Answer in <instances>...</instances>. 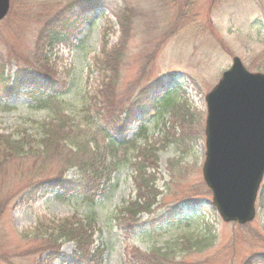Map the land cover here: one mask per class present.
<instances>
[{
    "label": "rangeland",
    "instance_id": "374dc122",
    "mask_svg": "<svg viewBox=\"0 0 264 264\" xmlns=\"http://www.w3.org/2000/svg\"><path fill=\"white\" fill-rule=\"evenodd\" d=\"M75 1L10 0L8 16L0 21L3 74L12 79L21 68L34 69L50 57L55 76L79 92V101L69 97L63 105L77 113L82 94L95 92L104 77L99 53L119 46L114 73H106L109 101L99 125L117 142L124 140L113 157L118 170L97 191L86 186L76 194L65 186L43 196L38 192L37 199L9 200L23 183L44 184L68 163L54 152L2 163L0 264H67L65 256L75 254L71 243L61 247L63 257L53 259L31 249L43 243L33 236L37 222L73 214L95 221L89 264H264V180L255 220L228 224L212 207L201 168L205 97L234 57L249 72L264 74V0H125L121 6L130 24L124 41L111 12L96 4L89 20L69 18H75L71 43L49 53L40 34L49 22L67 20L72 12L66 6ZM85 2L89 6L87 0L76 6ZM32 94L25 84L11 97L0 93V134L40 135L49 113L32 108ZM84 130L96 136L104 153L103 136L93 125ZM66 178H77L74 169ZM138 202L151 207L137 226L128 218L116 224V212Z\"/></svg>",
    "mask_w": 264,
    "mask_h": 264
},
{
    "label": "trees",
    "instance_id": "16d2710c",
    "mask_svg": "<svg viewBox=\"0 0 264 264\" xmlns=\"http://www.w3.org/2000/svg\"><path fill=\"white\" fill-rule=\"evenodd\" d=\"M79 1H75L72 5L67 4L66 8L68 7L72 12L67 20L63 18V20H60L62 22L59 23L58 21L59 25L57 20L49 22V26L41 32L40 43L45 41L44 46L49 49V53H52L56 48L71 43L72 34L70 29L74 27L72 22L75 18H72L71 22L69 18L76 17L84 21L89 20L88 13L94 12L95 8L92 5L96 4L99 5L98 7L102 11L111 12L117 21V25H119L120 31L124 34L120 41L125 40L126 30H128L130 24L125 18L129 13L121 6L125 0H87L90 3L89 6H87L86 2L84 5L76 6ZM68 8L66 11L69 12ZM118 48L119 46L109 51L103 48L102 52L99 53L102 56H98L99 67L101 66L104 77L95 92L90 94L89 89V92L85 91V95L82 94L77 113L65 110L63 105L69 97L79 101V92L73 93L69 86H65L63 79L55 76V72L48 65L50 57H47L46 62L44 61L46 64L37 61L36 65L33 66L34 69L26 68L24 70L21 68L19 71L21 74L16 72L12 79L3 74V64L0 62V70H2L0 73V93L11 97L18 92V88L21 89L25 84L28 88L32 87L34 90V94L31 95L32 100H34L32 108L48 111L49 113L47 120L40 125V135L37 137L28 133L18 134L16 137L0 134V168L1 164L8 162L9 159L19 162L28 154L36 157L39 155L48 157L49 152H54L59 157H65L68 163L65 171L60 170L54 179L44 182V184L43 182L39 184L33 182L23 183L17 194L7 197L9 200L20 198V196L22 199L24 196H28L30 199H37L40 192H42L41 196H43L51 194L56 189L65 188V186H68L76 194H80L83 187L86 186L94 187L93 190L97 191L99 186L103 185L102 179H105L104 182H109L111 174L118 170L117 162L113 160V157L117 149L123 147L124 140L117 142L108 136L107 129L99 127L104 120L102 119V114L105 110L104 106L106 101H109V98L104 95L109 89L108 85L111 83V80L107 81L109 78L106 73L110 71L114 73L112 60L118 55ZM27 73L29 74L27 75ZM39 92H41L39 96L33 98L35 93ZM91 125L96 128L97 132L103 136L102 139L105 140L104 153L98 144L99 141L96 136L89 135L84 130ZM107 166L109 170L105 172ZM71 169H74L77 175V178H72V180L66 178V173L71 171ZM83 194L86 195L87 193L83 192ZM136 204V207H127L117 211L114 217L116 224L126 222L128 218L131 222L130 225L137 226L140 215L148 213L151 205L147 207L148 204L141 202ZM94 226V220L79 219L76 214L70 217H63V219H48V224H44L43 221L37 222L36 232L33 233V236L43 241V243L38 248V251L35 248H32L31 251L39 257L46 253L48 257L53 259L55 255L63 257L60 253L61 247L65 243H71L74 246L75 254L73 256H65L66 263L89 264L91 262L90 257H92L91 246H94L93 238L97 231ZM122 227L124 232H126L127 228L125 226Z\"/></svg>",
    "mask_w": 264,
    "mask_h": 264
},
{
    "label": "water",
    "instance_id": "95a60500",
    "mask_svg": "<svg viewBox=\"0 0 264 264\" xmlns=\"http://www.w3.org/2000/svg\"><path fill=\"white\" fill-rule=\"evenodd\" d=\"M0 0V20L10 9ZM228 71L205 97V152L202 179L221 221H254L264 179V74L232 58Z\"/></svg>",
    "mask_w": 264,
    "mask_h": 264
}]
</instances>
